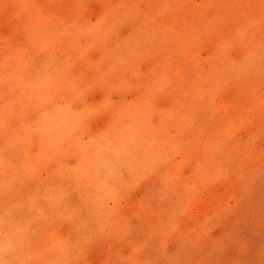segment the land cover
<instances>
[{"label":"rangeland","instance_id":"obj_1","mask_svg":"<svg viewBox=\"0 0 264 264\" xmlns=\"http://www.w3.org/2000/svg\"><path fill=\"white\" fill-rule=\"evenodd\" d=\"M0 264H264V0H0Z\"/></svg>","mask_w":264,"mask_h":264}]
</instances>
